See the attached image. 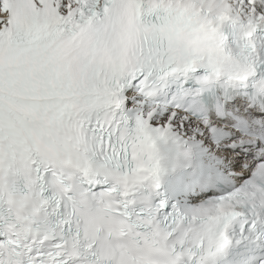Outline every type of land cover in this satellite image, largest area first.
<instances>
[{
    "label": "snow or ice",
    "instance_id": "1",
    "mask_svg": "<svg viewBox=\"0 0 264 264\" xmlns=\"http://www.w3.org/2000/svg\"><path fill=\"white\" fill-rule=\"evenodd\" d=\"M197 70L264 96V0H0V264H215L236 227L264 240L242 117L225 151L246 179L184 211L156 199L158 142L186 121L140 107Z\"/></svg>",
    "mask_w": 264,
    "mask_h": 264
}]
</instances>
